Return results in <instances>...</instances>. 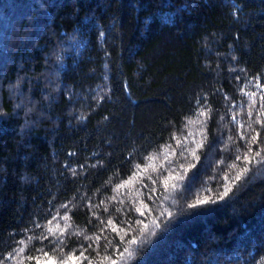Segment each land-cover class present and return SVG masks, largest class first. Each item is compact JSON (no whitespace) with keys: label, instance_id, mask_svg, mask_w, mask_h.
<instances>
[{"label":"trees","instance_id":"1","mask_svg":"<svg viewBox=\"0 0 264 264\" xmlns=\"http://www.w3.org/2000/svg\"><path fill=\"white\" fill-rule=\"evenodd\" d=\"M20 5L28 15L15 18L14 26L18 38L28 37H14L7 55V41L0 39V112L6 114L0 117V259L11 253L5 264H36L30 256L39 257L40 264H60L84 251L93 264L260 261L264 167L259 163L223 201L178 216L158 237L151 233L160 232L152 222L161 210L176 213L197 198H214L222 191L223 174L234 177L245 166L235 160L236 145L242 143L240 132L250 138L252 129L259 130L254 123L259 109L247 116L244 92H259L249 82L257 72L264 84V0H0V15ZM197 95H207L215 110L208 125L197 115ZM230 108L243 128L230 123ZM167 121L176 128H165ZM202 133L219 142L198 152L197 164L190 150ZM261 146L254 145L253 154ZM221 158L223 165H217ZM98 160L105 167H88ZM179 164L200 168L190 170L196 178L187 193L182 185L179 191L163 186ZM122 181L129 182L114 191ZM145 184L156 189L155 203L147 199ZM145 203L152 213L141 217L135 208ZM64 204L71 211L61 208ZM129 208L130 216L117 213ZM66 213L69 218L63 219ZM109 217L126 237L110 226L99 231ZM140 220L152 242L141 258L121 260L124 248L134 257L140 249ZM160 223L163 228L167 218ZM98 235L99 245L88 249ZM133 236L138 243L129 245ZM88 259L67 264H88Z\"/></svg>","mask_w":264,"mask_h":264},{"label":"snow or ice","instance_id":"2","mask_svg":"<svg viewBox=\"0 0 264 264\" xmlns=\"http://www.w3.org/2000/svg\"><path fill=\"white\" fill-rule=\"evenodd\" d=\"M101 35H104V33H101ZM233 60H236V57L232 58ZM231 71H235V69H232ZM242 73H245V75H247V72L245 69H241L240 70ZM237 80H240L241 77L238 75L236 77ZM261 79L262 76L259 72H257L254 76H251L249 79L250 83H253L255 88L259 90V92H244V96H246L247 99V106H248V112H247V116L249 118H251L253 116V108H257L258 107V111L255 113L257 119L254 121L255 124L259 125V130L256 129H252V126L249 125V128L252 129L253 131H255V134L252 135L250 138L245 136L243 134V132H240L238 135V140L242 141V143L237 144L236 145V152L239 153L235 156V160L236 161H243L244 163V167L242 168V170L240 172H238L234 177L230 176L228 173H224L223 176L220 178L222 180V182L218 181L220 188H222V191H218V194L214 195V198L212 196H205L204 198H197L195 200L194 203H188L186 205V208L179 210L178 212L174 213L172 211H164L161 210L160 212V217H158L156 220H153V225L155 229H159L160 232H156L153 231L151 233L152 236L158 237L159 235H162L163 233H165L169 226L176 221L178 216L181 215H192V214H196V212L198 210H203L204 208H206L207 206L210 205H215L217 204L218 201H223L226 197L229 196V194L233 191V188L235 186L238 185V182L242 180L243 177H245L250 171H251V165L253 163H259L261 165V167H264V146L258 147V149L255 151V153L253 154V146L254 145H264V140H261V135L264 134V84L261 83ZM241 91H243L241 89ZM258 97V99H257ZM225 100H228L229 97L227 95H225ZM195 101L197 103V105L199 106V110L197 112L198 117H202L203 121L202 123L204 125H208L210 123V121L213 118V114H214V109H212L208 104H207V95H197L195 96ZM241 104H244V101H241ZM17 107H19V105H17ZM229 113H231V120L230 123H236L239 124L240 128H243V124L240 123L239 119H238V114L235 112V109L230 108L229 109ZM4 115H6L5 113L0 112V117H3ZM76 119H83V117H76ZM105 119H107V117H105ZM221 120H224L225 117L221 116L220 117ZM169 125H171V127L176 128V124L173 121H167L165 123V128H167ZM176 133H172L170 135V139L172 140H176ZM187 139V137H185V140ZM229 139H231L229 137ZM218 138L216 137H212L211 139L208 138L206 133H202V139L197 143L195 140L192 141V143L194 144V147L191 148L190 152L192 157L197 161V164H201V159L200 156L197 155L198 152H202L208 148H213V146L215 144H217ZM179 144H182L183 141L178 142ZM243 149V151H242ZM225 149H221V152L224 151ZM187 151V149H186ZM184 153H181V155H183ZM215 154L219 155V152H216ZM252 154V155H250ZM76 153H69V156H75ZM132 154H129V158H131ZM172 163H175L174 161ZM224 160L223 158H221V160L217 161V165H223ZM197 164H189V166L187 168H184L182 164L177 165L176 168H174L172 170V173H170L167 177H165L164 181H163V186L165 190H168L169 188L172 189V191H179L180 186H183V193H187L190 191L191 187L193 186V183L195 181L196 178V172H193L191 175H189V172L191 169L195 168L198 171H200V168H197ZM84 165H80V168H84ZM89 168H103L105 167L103 161H97V164L94 165H88ZM230 168H235L236 165L232 164L229 166ZM135 168L137 170L140 169V165L136 164ZM72 173L73 176H76L78 173L76 172L75 169H69ZM139 173L138 171H133V176H137ZM151 179V178H150ZM210 180L215 179V176L213 177H209ZM168 181H172L171 185L168 183ZM129 181H122L121 184H117L116 188L114 189V191L116 189H119L121 187H123L124 185H126ZM153 185L157 184L158 181L153 180L152 181ZM143 187L145 189H147L148 195H147V199L149 201H151L152 203H155V200H153V196L155 195L156 189L155 188H151L149 189L148 186L145 184L143 185ZM106 190V188H105ZM100 189H97V192H99ZM208 192H211L212 189H207ZM183 193H181L182 198H184ZM111 199H115V197H112ZM104 202L101 201V204H103ZM86 207L91 210L92 208V204L89 202ZM61 208L64 209H68L67 204L61 205ZM69 211H71L70 209H68ZM131 208H129L127 210V212H125L123 209H117V213L121 214L123 213L126 216H130L131 213ZM188 210H191V212H189ZM108 211L107 208H104V212L106 213ZM135 211L137 213H139V215L141 217L145 216L146 213L151 214L152 213V209L149 207V205L147 203L143 204L142 207H136ZM59 214V213H57ZM93 215H95V213H93ZM167 218V223L164 224L163 228H161V223L160 220L162 218ZM69 217L67 216V213L65 214V217H63V219H68ZM97 219H99V217H97ZM35 220V218H33V221ZM89 223H91V220L88 221ZM50 223V222H49ZM139 225H142V227L140 229H138L141 233V236L144 237V239L140 242V249L137 253V255L134 257L133 256V252L129 250V248H124L123 252H119L118 255L121 258V260L124 259H137V258H141L143 255V251L144 249L147 247V245L149 243H151L152 241L148 238L145 230L148 228L147 225L143 224V220H140L137 222ZM101 224L104 225V227L100 228L99 231L101 233L104 232V230L106 228H108L109 226L111 227V231L113 233H118L120 231H125L124 228H121L119 225L116 224V222L109 217V219L107 220V223L105 224L104 221H101ZM124 224L127 225V221H124ZM35 229H39L41 228V225L38 223H33L32 225ZM128 228H130V225H127ZM29 229L25 228L23 229V231L27 232ZM49 231H51V229H49ZM127 236V231H125V237ZM29 239H33V237H29ZM41 240H46L47 237L46 236H41L40 237ZM85 239H89L88 237H85ZM101 240V236H97L96 240L94 242H90L88 244V249L92 248V243H97V245H99V241ZM124 238H121V240L119 241L120 244H123ZM111 243V241H110ZM127 243L129 245H133V244H137V239L135 236H133V239L128 240ZM87 250V249H86ZM39 251V250H37ZM43 255L45 257L48 256L47 252H44ZM13 256L11 253L7 254L3 259H0V264H5V262L7 260L12 259ZM29 260H35L36 264H40V259L39 257H28ZM81 259H88V257L85 256L84 251H81L78 257H73L71 254L68 255L67 259H62L60 261V264H67V260H73L74 262L76 260H81ZM103 260H109V256H105L103 258ZM88 264H93V261L88 259ZM101 264H103V262H101ZM110 264H118L117 260L115 259H111L110 260ZM184 264H196V262L194 260H185ZM206 264H214V261L209 259L206 261ZM245 264H248L247 261H245ZM256 264H264V257L261 258L260 261H257Z\"/></svg>","mask_w":264,"mask_h":264},{"label":"rangeland","instance_id":"3","mask_svg":"<svg viewBox=\"0 0 264 264\" xmlns=\"http://www.w3.org/2000/svg\"><path fill=\"white\" fill-rule=\"evenodd\" d=\"M25 8H26L25 6L20 5L18 9L16 7L14 10L8 11L6 16L0 15V27L3 28V31L0 30V39L1 41H7L6 43H4L5 48L3 51L4 52L3 55L5 54L7 55L8 50L10 48V44L12 40L14 39V37H16L17 39L21 41H25L26 38L28 37V34H25V36L18 38V34L16 33L15 26H14L15 18L19 19L20 17H24L25 15L26 16L28 15L27 11L24 10ZM3 59H4L3 56H0V66H2V61H4ZM47 264H54V263L49 261Z\"/></svg>","mask_w":264,"mask_h":264}]
</instances>
